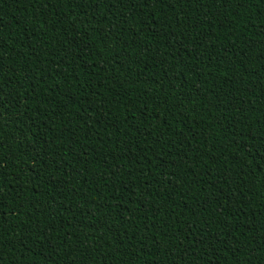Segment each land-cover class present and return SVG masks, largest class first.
I'll list each match as a JSON object with an SVG mask.
<instances>
[{
  "label": "trees",
  "instance_id": "obj_1",
  "mask_svg": "<svg viewBox=\"0 0 264 264\" xmlns=\"http://www.w3.org/2000/svg\"><path fill=\"white\" fill-rule=\"evenodd\" d=\"M0 264H264V0H0Z\"/></svg>",
  "mask_w": 264,
  "mask_h": 264
},
{
  "label": "snow or ice",
  "instance_id": "obj_2",
  "mask_svg": "<svg viewBox=\"0 0 264 264\" xmlns=\"http://www.w3.org/2000/svg\"><path fill=\"white\" fill-rule=\"evenodd\" d=\"M105 0H95L96 7L99 8L101 3H104ZM241 3H243V0H241Z\"/></svg>",
  "mask_w": 264,
  "mask_h": 264
}]
</instances>
